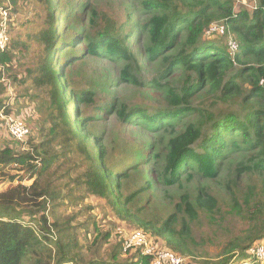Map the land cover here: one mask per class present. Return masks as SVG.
Here are the masks:
<instances>
[{
    "label": "trees",
    "instance_id": "obj_1",
    "mask_svg": "<svg viewBox=\"0 0 264 264\" xmlns=\"http://www.w3.org/2000/svg\"><path fill=\"white\" fill-rule=\"evenodd\" d=\"M63 1L36 0L45 12L46 27L35 36L42 50L29 71L33 85L48 99L49 119L55 131L53 140L70 145L76 141L85 164L81 182L87 193L104 200L105 206L129 229L142 230L152 246L158 248L154 243L162 242L164 251L185 259L194 245L190 233L191 225L198 219L197 210L213 218L218 212L217 195L212 189H200L193 197L184 191L178 202L170 201L173 203L166 210L153 198V190L179 187L184 176L190 181L193 174L214 182L221 165L235 151L243 152L246 158L237 163L224 189L237 212L248 208L246 200L243 206L237 202L242 173L264 187V85H260L264 82V0H254L250 12L235 10L233 0H130L139 3L146 17L137 26L100 17L90 3ZM215 21H221L227 35L236 41L238 49L234 54H230L225 37L205 36V30ZM132 36L146 38L145 58L161 63L158 75L148 83L138 77V62L128 45ZM10 47L24 45L11 38ZM84 54L122 62V82L138 89L165 86L166 95L156 96V105L150 109L118 107L110 102L96 106L94 116L84 117L82 107L94 104L92 93L74 89L66 75L63 80L69 86L70 98L73 97L70 114L65 87L59 78L61 70L54 66L60 59L64 65H71ZM13 58L14 54L5 52L0 57V68L9 71L7 65ZM3 76L4 71H0V98ZM2 102L0 114L8 116L9 111L2 110ZM111 111L124 126L146 122L157 132L173 135L162 150L134 145L126 136L117 141L109 139L105 129L99 128H92L88 140L84 131L98 125ZM76 115L80 116V128L74 122ZM181 121L182 127L174 125ZM28 141L30 144L31 140ZM41 147L33 146L30 152L22 153L12 147L0 150V181L7 178L4 171L15 165L27 172L20 181L32 180L30 186L19 184L0 192V264H149L154 256H141L140 250L120 260L121 241L111 253L109 263L87 260L79 252L76 236L55 221L53 212L52 219L46 214L48 206L54 210L60 193H51L44 177L53 167L56 155L41 154ZM147 157L152 160L150 174ZM262 188L253 186V195L258 196L256 192H262ZM253 209L247 214L259 225L233 245L232 252L236 249L238 256L231 253L212 264H231L232 260L236 264L245 260L248 264H264L247 253L252 246L264 244V202L257 201Z\"/></svg>",
    "mask_w": 264,
    "mask_h": 264
},
{
    "label": "rangeland",
    "instance_id": "obj_2",
    "mask_svg": "<svg viewBox=\"0 0 264 264\" xmlns=\"http://www.w3.org/2000/svg\"><path fill=\"white\" fill-rule=\"evenodd\" d=\"M59 0H55V2ZM84 2V3H83ZM1 5L10 9L12 14L13 25L11 26L10 34L13 40H18L24 47L8 49V53L14 54V58L6 67L0 68L4 71L2 78L3 84V108L5 112L9 111L8 116L20 119L29 128L30 136L26 143L20 144L12 141L5 130V125L0 121V150L6 147H12L16 152H30L33 146L42 145L39 152H47L50 155L55 154V163L53 167L44 176L46 184L50 187L51 193H60L59 198L55 201L54 210L48 206L46 214L52 219L50 212L56 222L64 227H67L70 235L74 234L76 238L79 252L83 253L87 260L96 259L106 263L112 262L110 259L111 253L119 246L120 241L123 243V238L134 231L131 230L125 223L120 222L115 215L105 206L102 199L96 198L85 191V186L82 184V175L85 172V164L83 156L78 152L75 143L76 141L67 144L53 140L55 131L50 121V111L48 107V99L45 98L44 92L37 86L33 85L29 71L32 70L34 64L40 58L41 46L36 40V35L45 29V12L36 0H0ZM80 3H90L92 8L100 17H105L112 22L119 24H135L141 25L144 23L143 10L139 3L130 0H80ZM63 4H67L65 0ZM235 10L246 9L249 12L255 6L254 0H233ZM213 23L221 25V21ZM58 26H62V23ZM205 34V33H204ZM207 38L215 37L211 36ZM224 42L226 44L225 38ZM146 38L133 37L129 39L128 45L133 48L136 60L138 62V77L144 83H148L151 78L158 75L161 68L160 62H149L144 52V44ZM59 60H55L58 62ZM122 62L110 60L107 57H92L87 54L80 55L77 60H74L70 65H64L59 61V64L54 66L55 70H61L59 78L64 84V95L67 99V108L72 114L69 95V86L65 85L63 78L68 75L76 90L86 89L92 93V105L82 107L84 117L94 116V108L110 102H115L126 108L140 106L143 108H153L156 105V96H165L167 88L161 86L156 89L152 86H147L144 89L122 82L120 80V70L123 68ZM176 75V73L174 74ZM107 114L98 125H91L84 131L90 140L92 136V128L105 129L109 139L117 141L126 136L128 141L134 145L141 146L145 149L156 146L157 150H162L173 135L172 132H157L156 127H153L146 122L140 125H123L117 120L115 111ZM2 114V113H1ZM3 115V114H2ZM82 116V115H81ZM80 116H74V122L80 128ZM1 120V119H0ZM138 123V122H137ZM183 121L174 123L182 127ZM181 130L175 131L179 133ZM31 140L30 144L28 140ZM51 140V141H49ZM67 148V146H69ZM67 148V149H66ZM101 152L105 149L102 146ZM140 154V153H138ZM246 158L243 152H234L229 159L220 167L219 177L216 181H211L202 178L199 175L193 174L189 181L184 176L182 184L177 187L165 188L155 192L153 190V198L159 204L169 210L167 207L179 201L182 192L188 193L193 197L200 189L210 190L217 195L218 212L210 218L206 213L197 210L198 219L191 225V238L194 242L192 245L189 257L185 258L186 264H212L220 261L222 258L229 256L231 253L238 256L236 249L232 252V247L236 243H240L241 239L247 234H252L255 225H259V221L250 219L247 212H254V205L258 202H264V187L258 185V180L249 178L244 173L239 177L240 193L237 196V202L243 206V201L248 202V208L238 213L233 206L231 200L224 189L227 178L232 177L233 169L238 162L244 161ZM147 173L150 174L152 169V160L150 157L146 159ZM36 166L40 164V159L37 158ZM7 178L0 181V192L7 191L19 184L30 186L31 181L19 178H26V169L16 165L4 171ZM14 177L13 181H9V177ZM229 176V177H228ZM149 177V175H148ZM43 181V178H42ZM257 186L262 188V192L257 191V195H253L252 187ZM68 190H71L69 192ZM252 193V194H251ZM173 201V202H170ZM193 199L191 200V202ZM196 208L195 203L192 202ZM49 211V212H48ZM264 217V216H263ZM35 228V227H33ZM106 233L108 235H106ZM103 236H107L105 240ZM65 237V236H64ZM68 239V237H67ZM154 243L155 249L159 252H164L162 242ZM264 245V244H260ZM123 250V249H122ZM134 251L123 252L119 259L123 260L131 257ZM234 262V260H232ZM237 262V261H236ZM248 264L245 260L242 264Z\"/></svg>",
    "mask_w": 264,
    "mask_h": 264
},
{
    "label": "built area",
    "instance_id": "obj_3",
    "mask_svg": "<svg viewBox=\"0 0 264 264\" xmlns=\"http://www.w3.org/2000/svg\"><path fill=\"white\" fill-rule=\"evenodd\" d=\"M12 25L13 20L12 14L10 13V9L5 6L0 7V57L10 48V30ZM205 34L208 37H225L226 46L230 54H234L238 49L236 41L231 36L227 35L226 29L222 24H211L205 30ZM260 85H264V82L261 81ZM0 119L4 122L5 130L9 138L16 142H19L20 144L26 143V140L30 136V131L23 121H21L20 119L13 118L12 116H5L2 114H0ZM122 249L123 252H136L140 250L141 256H154L149 264H164V262H168L169 264H182L185 261V259L178 257L172 252L157 251L155 247L149 243L147 237L142 231H134L127 234L123 238ZM247 253L251 258H254L258 262H264V245L252 246ZM231 264L236 263L232 262Z\"/></svg>",
    "mask_w": 264,
    "mask_h": 264
}]
</instances>
